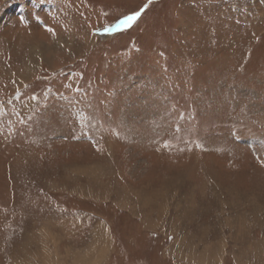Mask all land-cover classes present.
Returning a JSON list of instances; mask_svg holds the SVG:
<instances>
[{
    "label": "rangeland",
    "instance_id": "rangeland-1",
    "mask_svg": "<svg viewBox=\"0 0 264 264\" xmlns=\"http://www.w3.org/2000/svg\"><path fill=\"white\" fill-rule=\"evenodd\" d=\"M98 221L100 264H264V0H0V264Z\"/></svg>",
    "mask_w": 264,
    "mask_h": 264
},
{
    "label": "crops",
    "instance_id": "crops-1",
    "mask_svg": "<svg viewBox=\"0 0 264 264\" xmlns=\"http://www.w3.org/2000/svg\"><path fill=\"white\" fill-rule=\"evenodd\" d=\"M96 173H98V174H96ZM96 173H94V172H91V173L90 172H87V175H89L91 178L96 177V175L99 176V177H101L100 176V172H96ZM150 196L152 197V194L151 193L148 194L146 191H145V193H142L141 192L138 195V198H139L138 204H141V206H144V205H147L148 204L147 207H149L150 204L153 202ZM161 197L163 199V196H161ZM48 232H51V231L48 230ZM108 232H109L108 226L107 225L103 226V224L101 225V221H98L96 224H93V226L90 228V231L88 230V236L86 237L84 243H82L80 245V247L81 246H85L86 247L85 249L82 248V250H79V249H77V247H79V246H70V247H73L74 250H71V251H74V254L71 255V252L68 249L66 252L64 250V252H63L64 254H61V255L62 256L65 255V256H63L64 258L65 257H72V258H74V255H76V258L78 257L79 258V261H78V258L75 259L76 262L73 259V261H74L73 264H100V262L102 261L101 259H103L104 257H106L108 255V251L110 250V239H109V236H108ZM43 235L46 238V241L45 242H41V243H45L43 246H41V248L42 249H45L47 251V253H48V255H47V258L48 259H47V263L46 264H56V263H54L51 260V257L52 256L55 257V253L53 254L54 249L52 248V243H53L52 241L53 240H56V239L53 238L51 235L49 236L48 233H43ZM74 236H76V235H74ZM59 242H60V240H59ZM105 246H106V252H105V249L102 248V247H105ZM95 247L98 248V251L96 253H94V256H93L92 254H90L88 252L87 249L88 248H95ZM102 251H103V253H102ZM87 252H88V254L84 256V254L87 253ZM181 254H182L181 251L175 253V255H178V257ZM56 256H58V253H57ZM79 256H82V257H79ZM80 259H81V262H80ZM85 259H86V261H85ZM43 262H45V261H43ZM55 262H56V260H55ZM64 263L65 262H63V264Z\"/></svg>",
    "mask_w": 264,
    "mask_h": 264
},
{
    "label": "snow or ice",
    "instance_id": "snow-or-ice-1",
    "mask_svg": "<svg viewBox=\"0 0 264 264\" xmlns=\"http://www.w3.org/2000/svg\"><path fill=\"white\" fill-rule=\"evenodd\" d=\"M140 15L139 12L126 16L124 19H121L119 23L116 25V27H119L120 25H130L132 21H134L138 16Z\"/></svg>",
    "mask_w": 264,
    "mask_h": 264
},
{
    "label": "bare ground",
    "instance_id": "bare-ground-1",
    "mask_svg": "<svg viewBox=\"0 0 264 264\" xmlns=\"http://www.w3.org/2000/svg\"><path fill=\"white\" fill-rule=\"evenodd\" d=\"M111 32L110 31H107V32H103L102 33V36H106V35H108V34H110ZM112 35H114V34H111L110 36H108V37H111ZM103 38H107V37H103ZM231 222V221H230ZM99 236V235H98ZM30 248V247H29ZM90 249V248H89ZM36 250V249H35ZM20 252V251H19ZM32 252V251H31ZM25 254V253H24ZM54 254V253H53ZM25 255H27V254H25ZM36 255V254H35ZM43 257H45V256H43ZM30 259V258H29ZM29 259H28V264L29 263H32L31 261L29 262ZM45 259V261L47 260L46 259V257L44 258ZM44 264H46V263H44Z\"/></svg>",
    "mask_w": 264,
    "mask_h": 264
}]
</instances>
